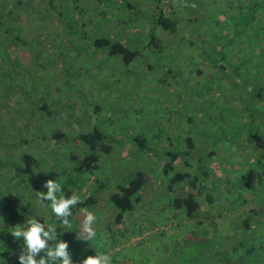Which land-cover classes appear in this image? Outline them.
<instances>
[{
  "label": "rangeland",
  "instance_id": "1",
  "mask_svg": "<svg viewBox=\"0 0 264 264\" xmlns=\"http://www.w3.org/2000/svg\"><path fill=\"white\" fill-rule=\"evenodd\" d=\"M165 1L181 18L178 36L153 24L155 0H0V264H18L20 242L9 230L34 216L57 227L74 264L96 252L112 264H264L262 224L248 211L264 204V0ZM97 37L141 55L126 65L97 50ZM94 128L112 151L78 180L75 193L95 203L73 207L68 231L36 191L71 165L67 150L87 153L74 136ZM53 132L65 137L51 140ZM132 134L152 152L134 146ZM186 137L201 163L188 168L180 158L173 172L206 171L214 192L213 206L202 199L195 219L173 206L182 183L169 189L162 175L163 149L181 151ZM138 170L152 179L116 225L109 197ZM82 209L97 216L89 242L75 239Z\"/></svg>",
  "mask_w": 264,
  "mask_h": 264
},
{
  "label": "trees",
  "instance_id": "2",
  "mask_svg": "<svg viewBox=\"0 0 264 264\" xmlns=\"http://www.w3.org/2000/svg\"><path fill=\"white\" fill-rule=\"evenodd\" d=\"M155 1L158 3L157 6L158 12L152 18L153 24L155 26L161 27L164 31L168 32L173 36H178L180 32H182L178 29V22L179 19L181 18L175 15L176 13L173 11L171 6L167 5V1L165 0H155ZM18 3L22 4L23 1H19ZM150 18L151 16L147 17V19ZM158 42L159 40H157L156 38L154 37L151 38V43L156 47L160 46ZM93 45L97 50L104 52L107 56H117V55L120 56L121 60L126 65H129L134 61L135 58L141 55V52L138 49H133L129 45L127 46L126 44L120 41H112L111 38L109 37H97L94 39ZM147 67L149 69H152L150 65H148ZM222 69L224 70V67ZM168 71L170 72V70ZM197 73L203 75V72H201L200 69L197 70ZM263 89L264 88H260L261 93ZM256 96L259 98L262 97L261 94H258ZM75 135L76 136H74V138L77 139V142L80 141L81 143H83V145L87 149V153H85L83 156H79L77 154V149H75L74 151L67 150L65 161L71 162L70 163L71 165H68L67 167L64 168L62 167V169L59 166L60 169L57 170L58 172H56L55 170L52 172L50 168L48 169L49 171L48 175L52 172L53 176L52 175L51 176L53 180H56L61 185L62 184L70 185L71 187L70 193L72 192L74 194H77L75 193V190H76V186L78 185L77 184L78 180L82 179L83 178L82 175L84 174L92 175L94 174V172L99 170L100 156L110 154L112 151V144H110L107 141V135L97 128H94L92 131H88V132H78V133L76 132ZM155 136L158 135L156 134ZM40 137L43 138L44 135L43 136L40 135ZM64 137H65L64 132H55V133L53 132L48 135V138H50L51 140L53 139L61 140ZM130 140L134 146L140 148L147 154L152 152L151 151L152 149L149 147V145L147 146L146 143L147 139H145L144 136H141L139 134L137 135L132 134L130 135ZM181 141H182L181 151L174 152L170 150L168 151L167 149H163L166 150L163 153L166 157H168V160L162 166V175L166 180H168L167 182L169 189H172V187L177 183H182V188H181L182 197L174 198L173 206L182 209V214L187 216L188 219H195L198 213L202 211L201 208L202 199L207 203V205L213 206L212 202L214 200V197L211 194L212 193L214 194V192H213V188L209 187V184L206 182V179L208 178L209 175V173H207L206 171L193 175H191L189 171L173 172L174 163L177 162L180 158H182V163L185 164L188 168H191V166L195 164L197 166V164L199 165L201 163V160L197 156L198 150L196 151V146L194 144L193 139L191 137H186L184 138V140ZM207 155L210 158H213L214 152L210 151L207 153ZM194 156H197L198 158L194 160ZM185 157H187L186 160L184 159ZM40 165L44 166L43 164ZM48 165L50 166L52 164H48ZM258 176H259V178H257L258 181L261 182L264 180L263 174L260 173L258 174ZM223 177H225V175ZM150 179L147 177V174L145 172L139 170L135 171L131 175L127 183H125L126 185H118L116 191L110 195L109 200L118 210V213L114 219L116 225L122 222L123 215L126 212L131 213L134 210L135 205L140 202L141 199L139 192L144 187L147 180ZM223 179L224 181H226L225 180L226 178ZM178 187L180 188V186ZM93 203H95L93 197H90L88 200H81L80 203H78L74 207V210L77 211L79 208L89 206ZM262 206L263 207L258 206L255 209L254 208L248 209V211L252 213L254 212L255 217H257L260 220V223L262 224V228L260 231L264 232V204ZM261 215L263 218L261 217ZM255 217L253 216L250 220L245 219L240 227L242 229L249 230L252 227L251 223L253 222V219ZM69 220H71V217H69ZM198 224H201V221H198ZM226 258L227 257L219 256V261L223 263L224 261H226L225 260ZM228 259H230V257ZM242 261H244V259H241V261L236 260L234 264H241Z\"/></svg>",
  "mask_w": 264,
  "mask_h": 264
},
{
  "label": "clouds",
  "instance_id": "3",
  "mask_svg": "<svg viewBox=\"0 0 264 264\" xmlns=\"http://www.w3.org/2000/svg\"><path fill=\"white\" fill-rule=\"evenodd\" d=\"M42 187L46 191H36V200L50 209L56 220L62 223L65 230L73 231L69 217L72 209L81 201L77 194H65L62 185L56 180H46ZM84 218L78 231H75L77 241L89 242L96 236L95 223L97 216L88 209H82ZM34 216L22 224H17L9 230L11 236L20 242V252L17 255L18 264H74L69 251V243L58 238L57 227L46 225ZM0 216V223L3 224ZM79 264H112V257L106 253H97L83 258Z\"/></svg>",
  "mask_w": 264,
  "mask_h": 264
},
{
  "label": "built area",
  "instance_id": "4",
  "mask_svg": "<svg viewBox=\"0 0 264 264\" xmlns=\"http://www.w3.org/2000/svg\"><path fill=\"white\" fill-rule=\"evenodd\" d=\"M157 231L160 232L161 229H160V230H157ZM149 232H150V231H147V230H146V231L143 232V234H142L141 236H138V237L134 238L135 242H138L139 240H141L145 235H148Z\"/></svg>",
  "mask_w": 264,
  "mask_h": 264
},
{
  "label": "crops",
  "instance_id": "5",
  "mask_svg": "<svg viewBox=\"0 0 264 264\" xmlns=\"http://www.w3.org/2000/svg\"><path fill=\"white\" fill-rule=\"evenodd\" d=\"M133 144V143H132ZM152 179V178H151Z\"/></svg>",
  "mask_w": 264,
  "mask_h": 264
}]
</instances>
